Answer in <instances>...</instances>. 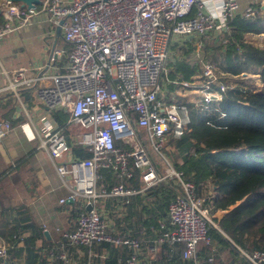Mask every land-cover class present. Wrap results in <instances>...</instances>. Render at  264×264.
<instances>
[{
    "label": "built area",
    "instance_id": "built-area-1",
    "mask_svg": "<svg viewBox=\"0 0 264 264\" xmlns=\"http://www.w3.org/2000/svg\"><path fill=\"white\" fill-rule=\"evenodd\" d=\"M40 9L60 27L69 50L51 49L49 61L66 56V71L52 74L47 84L35 90V99L48 114L68 113L67 125L82 130L77 144L90 152L85 159L74 158L61 130L42 120V144L69 190L66 200L80 203L75 229L62 234L65 244L89 252L101 242L113 248L127 246L133 253L126 264H153L160 245L183 243L182 259L195 263L197 245L210 244L209 229L216 227L206 199L169 163L165 164L166 174L154 167L141 132L158 156L169 136L181 138L192 120L198 122L216 110L213 105L222 100L223 92L235 88L233 82L239 76H226L217 66L202 63L188 80H167L170 51L189 40L198 56L203 37L215 36L237 15L254 17L259 7L240 11L239 0H44ZM0 11L4 15L0 40L16 29L14 22L24 26L40 12L36 5L27 8L8 1L1 4ZM26 72L25 68L14 70L6 89L17 93L43 78L40 72L34 79ZM166 84H171L172 90L166 89ZM12 129L9 121L0 119V140ZM102 170L128 179L131 170H137L145 188L167 179L180 188L167 206V222L160 225L162 231L151 240L143 258L138 240L107 232V215L97 208L99 199L128 201L140 191L123 182L99 189ZM8 246L0 244V264H8ZM46 253L48 264L73 263L74 256L67 250L49 249ZM257 257L253 254L249 259L253 262Z\"/></svg>",
    "mask_w": 264,
    "mask_h": 264
},
{
    "label": "trees",
    "instance_id": "trees-1",
    "mask_svg": "<svg viewBox=\"0 0 264 264\" xmlns=\"http://www.w3.org/2000/svg\"><path fill=\"white\" fill-rule=\"evenodd\" d=\"M260 34H264V14L258 12L254 17L248 18L237 15L215 36L202 38L203 45L198 56L189 40H186L183 45L187 51L185 60L182 57L175 60L169 57L167 80H188L201 69L202 63H210L229 77H238L241 74L259 75L262 89L255 91L245 87L241 81L233 82L236 84L235 88L223 92L222 100L213 105L215 111L198 122L192 120L189 131L181 138L168 139V149H163V152L169 158L172 169L181 174L183 181L192 182L197 192L203 187L211 188L215 192V197L206 196L205 206L209 208L211 220L217 228L212 226L209 229L210 244L200 242L197 245L195 263L182 259L184 244L176 243L160 245L157 261L153 264H264V45L256 46L245 38L247 35ZM187 58H190L187 61L191 66L185 68L184 62L186 64ZM222 83L227 84L225 81ZM165 88L172 90V85L166 84ZM62 113L64 114L59 115L56 120L59 127L65 128L69 114ZM115 145L128 149L120 142H115ZM76 147L72 149L74 158L89 157L87 148L78 144ZM102 172L109 174L105 170ZM131 172L129 179L122 177L119 182L139 190L141 174L137 170ZM102 182V178L99 179L98 185H102ZM104 188L108 189L109 186ZM147 190H152L154 196L151 198H157L158 203L160 202L156 216H163V210L177 192H180V188L171 179L161 181ZM114 199L121 208V202L124 204L125 199ZM138 199L140 196L136 194L123 205L126 213H129L127 220L130 224L121 226V215H111L113 223L107 230L109 234L120 238L138 240L139 252L143 258L147 256L151 240L156 237L153 230H162L159 223L153 225L149 231L143 230L145 224H140L139 221L145 209L135 212L133 207ZM103 200L105 198L98 201L99 211H102ZM76 208L79 214L81 209L77 202ZM217 211L225 213L216 218L213 214ZM18 232L20 231L16 233ZM12 234L14 233L8 234L9 242L6 241L9 246L5 261L8 264L13 256H19L22 251L13 243ZM97 245L110 255L106 260H101L103 264H126L133 253L127 246L113 248L103 242ZM24 250L28 255L27 259L30 257L28 264H32L35 257L34 242L24 243ZM221 250L223 258L220 256ZM253 254L258 257L252 262L249 258ZM91 258L88 264H91Z\"/></svg>",
    "mask_w": 264,
    "mask_h": 264
},
{
    "label": "crops",
    "instance_id": "crops-1",
    "mask_svg": "<svg viewBox=\"0 0 264 264\" xmlns=\"http://www.w3.org/2000/svg\"><path fill=\"white\" fill-rule=\"evenodd\" d=\"M1 1L3 3L5 0ZM39 1L36 9L40 12L31 22L24 26H18L14 22L16 29L0 40V119L13 125L12 131L0 140V244H7L8 234L14 233L13 243L22 251L19 256L10 259V264H28L30 257L27 259L24 243L31 241L34 242L35 250L32 264H44L45 261L48 264L46 251L49 249L69 251L74 256L72 264H88L90 257L91 264H103L101 260H106L110 255L100 245H94L89 252L87 249H72L62 239L63 233L75 229L78 211L75 202L66 200L69 190L57 175L54 164L43 147L42 120L47 119L53 127L64 131L63 134L71 145V152L73 148H77L82 130L67 125L68 119L65 128L59 127L56 118L64 113L48 114L35 99V90L47 84L52 74L66 71V56L49 61L51 49L61 47L69 50L61 33L57 34L56 26L49 21V15L41 11L44 0ZM262 2L264 0H239V10L242 11L247 6L258 8ZM3 20L4 15L0 11V24ZM252 36L258 38L264 37V34ZM246 41L250 43L247 38ZM19 68L27 69V77L34 79L42 74L43 78L37 80L33 87L19 89L17 93L8 91L6 88L10 75ZM243 76L260 78L259 75L251 74ZM170 138L173 137L169 136L168 139ZM152 157L154 159L158 156ZM157 169L166 174L165 167ZM108 172L109 174L101 173L103 182L98 185L99 189L111 187L122 179ZM147 189L142 181L138 190L140 194L137 193L140 199L133 207L135 212L145 209L139 223L145 224L143 230L149 231L153 225L159 223L160 226L167 222V207L163 210V216H156L160 202L158 203L157 198L152 199V190ZM210 190L212 191L211 188ZM62 199L65 201L61 202ZM103 201L101 208L108 217L109 225L113 223L111 215H121V226L130 224L127 220L129 213L123 208L128 201L125 200L124 204L121 202V208L114 198H105ZM224 213L225 211H217L213 216L220 218ZM17 231L20 232L16 233ZM153 232L155 235L157 231ZM219 252L223 258L222 250Z\"/></svg>",
    "mask_w": 264,
    "mask_h": 264
},
{
    "label": "rangeland",
    "instance_id": "rangeland-1",
    "mask_svg": "<svg viewBox=\"0 0 264 264\" xmlns=\"http://www.w3.org/2000/svg\"><path fill=\"white\" fill-rule=\"evenodd\" d=\"M245 38H247L248 41H250V43H252V44H254L256 46H260V45H263L264 44V37H258L257 38V37L252 36V35H247V36H245ZM184 47L185 46L171 49V51H170L171 59L175 60L176 58L182 57V59L185 60V54H187V51H185V48ZM188 59H190V58H187L186 59V64L184 62V65L186 66L185 68H188V65L191 66L190 62L187 61ZM173 60H172V62H174ZM169 62H170V60H169ZM259 79L260 78L253 77V76H239L237 78V81H241V83L244 84L245 87H249L250 89H253L255 91H258V90H261L262 89V82ZM141 134H142V142L145 144V147L148 149L149 153L152 156L156 155L155 151L149 145L147 136L143 132H141ZM165 148L168 149L167 142H166V147ZM165 148H163V149H165ZM163 149L158 154V157L157 158H154V167L155 168H162V169H164L166 162L167 163L170 162L169 158L163 152ZM156 161H158V163ZM159 172H160V170H159ZM198 196L200 198H202V199L205 200L206 199V196H208V197H214L215 194H214V192H212L210 190V188L203 187V188L200 189V191H198ZM206 201H207V199H206Z\"/></svg>",
    "mask_w": 264,
    "mask_h": 264
},
{
    "label": "water",
    "instance_id": "water-1",
    "mask_svg": "<svg viewBox=\"0 0 264 264\" xmlns=\"http://www.w3.org/2000/svg\"><path fill=\"white\" fill-rule=\"evenodd\" d=\"M5 1L12 2V3H20L21 6L26 5L27 8H33L35 5H39L40 4L39 0H5ZM1 4H2V1L0 0V7H1ZM259 10H260L261 13L264 14V2L260 3ZM56 33L57 34L61 33L59 26L56 27ZM89 209L90 208L87 207V210H89Z\"/></svg>",
    "mask_w": 264,
    "mask_h": 264
}]
</instances>
